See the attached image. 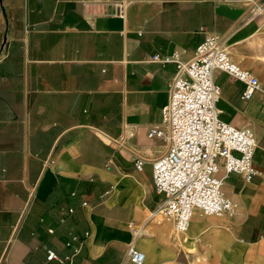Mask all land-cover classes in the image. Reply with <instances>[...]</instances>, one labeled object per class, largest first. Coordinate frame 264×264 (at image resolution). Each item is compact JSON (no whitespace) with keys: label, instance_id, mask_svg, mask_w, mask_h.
<instances>
[{"label":"crops","instance_id":"crops-1","mask_svg":"<svg viewBox=\"0 0 264 264\" xmlns=\"http://www.w3.org/2000/svg\"><path fill=\"white\" fill-rule=\"evenodd\" d=\"M261 7L264 0H0V264H62L48 260L49 249L74 264H122L131 242L144 264H264ZM210 33L231 34L233 60L261 82L246 99L243 81L215 73L221 119L255 132L256 174L226 179L234 214L196 211L178 232L173 220L149 217L164 199L153 162L170 141L148 132L163 120L177 72L153 57L179 50L188 61ZM73 236L79 241L67 245Z\"/></svg>","mask_w":264,"mask_h":264},{"label":"built area","instance_id":"built-area-1","mask_svg":"<svg viewBox=\"0 0 264 264\" xmlns=\"http://www.w3.org/2000/svg\"><path fill=\"white\" fill-rule=\"evenodd\" d=\"M263 10L261 7L254 14ZM230 38L231 34H207L195 56L188 61L180 58L179 50L153 57L156 61L175 62L177 72L169 101L163 107V120L151 126L148 132L150 138L170 141L168 151L153 162V181L164 199L149 217L173 220L178 232L188 230L196 211L205 215L234 214L237 204L224 192L226 179L233 172L241 174L245 180L256 174L254 154L258 141L255 132L250 126L238 127L224 121L217 107L221 88L215 79L216 71L243 81L246 99H251L261 88L259 78L233 60ZM142 164V160L135 162L139 169ZM68 211L71 213L74 209ZM133 232L138 236L143 229L133 228ZM77 241L79 237L73 236L67 245ZM47 258L74 264L73 255L61 257L52 249L48 250ZM145 259V253L131 242L122 264H144Z\"/></svg>","mask_w":264,"mask_h":264},{"label":"rangeland","instance_id":"rangeland-1","mask_svg":"<svg viewBox=\"0 0 264 264\" xmlns=\"http://www.w3.org/2000/svg\"><path fill=\"white\" fill-rule=\"evenodd\" d=\"M161 218V217H160ZM162 219V218H161Z\"/></svg>","mask_w":264,"mask_h":264}]
</instances>
